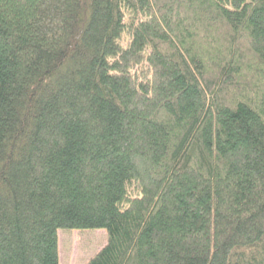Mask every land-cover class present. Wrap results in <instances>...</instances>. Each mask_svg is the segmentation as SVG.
Wrapping results in <instances>:
<instances>
[{
	"label": "trees",
	"instance_id": "16d2710c",
	"mask_svg": "<svg viewBox=\"0 0 264 264\" xmlns=\"http://www.w3.org/2000/svg\"><path fill=\"white\" fill-rule=\"evenodd\" d=\"M264 264V0H0V264Z\"/></svg>",
	"mask_w": 264,
	"mask_h": 264
},
{
	"label": "rangeland",
	"instance_id": "374dc122",
	"mask_svg": "<svg viewBox=\"0 0 264 264\" xmlns=\"http://www.w3.org/2000/svg\"><path fill=\"white\" fill-rule=\"evenodd\" d=\"M60 264H87L107 244L106 230H60Z\"/></svg>",
	"mask_w": 264,
	"mask_h": 264
}]
</instances>
